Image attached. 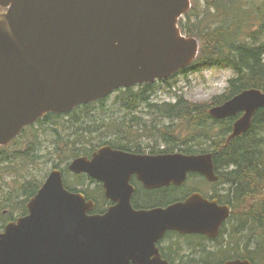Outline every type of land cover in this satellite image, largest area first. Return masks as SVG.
<instances>
[{"label":"water","instance_id":"water-1","mask_svg":"<svg viewBox=\"0 0 264 264\" xmlns=\"http://www.w3.org/2000/svg\"><path fill=\"white\" fill-rule=\"evenodd\" d=\"M0 7L7 9L0 15V147L48 114L167 80L189 68L199 51V41L179 28L190 0H0ZM263 108L264 93L251 89L210 116L244 113L230 141L249 131ZM69 170L103 182L116 205L89 216L95 204L69 192L62 172L53 170L29 201L28 215L0 234V264H164L149 256L165 232L209 234L206 222L215 218L207 214L220 211L198 194L166 209L137 212L131 205L132 175L150 190L183 185L193 172L215 181L211 155L133 156L104 147Z\"/></svg>","mask_w":264,"mask_h":264},{"label":"trees","instance_id":"trees-1","mask_svg":"<svg viewBox=\"0 0 264 264\" xmlns=\"http://www.w3.org/2000/svg\"><path fill=\"white\" fill-rule=\"evenodd\" d=\"M204 1L201 10L194 6L180 22L183 34L200 42L197 60L182 74L187 76L190 71L208 67L230 68L235 77L228 82L224 94L210 103H193L181 95L176 103L156 104L152 103L155 86L146 85L117 93L124 111L122 117L107 113V100L79 107L66 116L44 117L10 146L0 149V180L11 178L18 184L2 195V229L5 217L15 220L27 214L28 201L48 175L33 173L42 172L39 166L43 158L52 159L54 169L61 168L69 191L85 194L95 201V213H104L108 202L100 195L102 188L91 190L86 186L87 176L71 174L70 161L90 158L105 145L141 152L144 148L140 141L148 135L156 141L155 146L145 147L153 154L213 153L215 171L230 189L234 218L231 227L234 235H239L230 247L228 259L264 264V109L256 113L247 133L229 143L226 140L236 119L217 121L209 114L212 107L246 90L264 92V0ZM172 80L163 84L171 86ZM145 118L150 120V127ZM150 193L159 198L163 194ZM5 208L7 216L1 211Z\"/></svg>","mask_w":264,"mask_h":264},{"label":"flooded vegetation","instance_id":"flooded-vegetation-1","mask_svg":"<svg viewBox=\"0 0 264 264\" xmlns=\"http://www.w3.org/2000/svg\"><path fill=\"white\" fill-rule=\"evenodd\" d=\"M5 10L0 9V13ZM191 186H187L189 182ZM131 185L135 192L132 197V204L135 210H151L154 208H167L177 202L185 201L193 194H201L209 203H216L219 208L230 206V189L224 182H210L204 176L198 173L189 174L187 182L182 187L171 186L157 190L163 192L160 202L150 200V191L146 190L140 183L136 175L131 177ZM196 185V186H193ZM184 192L182 197H176V191ZM143 195L140 196V192ZM150 193V194H149ZM105 195V191H104ZM152 202L154 204H152ZM112 204L110 203L109 207ZM221 214H213L212 216H220ZM232 214L227 220L221 223L216 237H211L205 234H186L182 235L178 232H166L156 242L157 253L151 256L150 260L160 259L167 264H223L225 259H228L231 245V225ZM217 222L213 221L212 225ZM215 231V230H212Z\"/></svg>","mask_w":264,"mask_h":264},{"label":"rangeland","instance_id":"rangeland-1","mask_svg":"<svg viewBox=\"0 0 264 264\" xmlns=\"http://www.w3.org/2000/svg\"><path fill=\"white\" fill-rule=\"evenodd\" d=\"M193 6L198 9H202L205 6L204 0H192ZM235 74L230 68H214L209 67L202 70L190 71L187 76L180 75L171 86L159 85L155 88V94L152 96V103L164 104V103H175L178 96H184L186 99L193 103H210L214 97L224 94L229 80L234 78ZM105 103L107 104V113L114 114L117 117L124 115L123 107L119 105L121 103L117 94L109 98ZM145 115V114H144ZM145 117V116H144ZM145 121L150 127V120L145 118ZM150 132V129L148 130ZM137 134V133H136ZM147 135V134H146ZM143 147L155 146L156 141L148 138V135L140 141ZM47 162V163H46ZM42 165L39 168L42 172L35 170L37 176L44 175L45 172L49 173L53 169L54 161L52 159L43 158ZM197 182V181H192ZM9 185V186H8ZM196 186V185H193ZM11 187H18L17 183H13L11 178H6L4 181L0 180V204H3L2 195L4 191L7 192ZM229 187V186H228ZM158 196H150V200L160 202ZM1 211H7V209H1ZM5 216V214H4ZM2 221H0L1 224ZM234 229L231 227L230 238L231 244L237 241V234L234 235ZM239 236V235H238ZM231 246V245H230Z\"/></svg>","mask_w":264,"mask_h":264},{"label":"bare ground","instance_id":"bare-ground-1","mask_svg":"<svg viewBox=\"0 0 264 264\" xmlns=\"http://www.w3.org/2000/svg\"><path fill=\"white\" fill-rule=\"evenodd\" d=\"M151 113V112H150ZM120 137V136H119ZM125 137V136H124ZM211 142V141H210ZM142 144V143H141ZM132 146V145H131ZM195 146V145H194ZM131 148V147H130ZM141 150V149H140ZM232 229H234V227L232 228ZM236 229V228H235ZM232 233V232H231ZM230 233V234H231ZM232 235H233V233H232ZM238 236V235H237ZM240 239V238H239ZM246 239V238H245ZM232 245V244H231ZM230 246V245H229Z\"/></svg>","mask_w":264,"mask_h":264}]
</instances>
